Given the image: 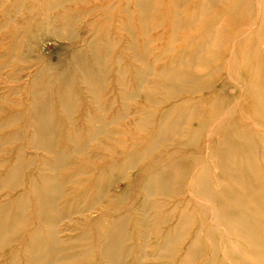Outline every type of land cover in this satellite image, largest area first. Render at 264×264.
I'll return each instance as SVG.
<instances>
[{"label":"bare ground","instance_id":"obj_1","mask_svg":"<svg viewBox=\"0 0 264 264\" xmlns=\"http://www.w3.org/2000/svg\"><path fill=\"white\" fill-rule=\"evenodd\" d=\"M92 1L0 0V167L5 166L0 189L20 188L24 170L37 165L35 177L28 178L27 190L12 198L14 204L0 202V244L16 240L20 226L28 222L22 213L26 199L32 197L36 219L21 253L28 264H64L71 257L61 254L62 243L90 238L101 260L125 264L121 247L128 239L125 227L130 211L136 208L153 211L155 238L149 244L154 250L152 258L175 257L176 264H195L205 237L211 257L200 264H214L220 248L213 239L218 229L208 226V221L222 227L223 237L244 242V246L235 240L229 242L231 250L243 259H251L246 260L250 264H261L264 220L253 214L257 211L264 216V154L256 147L258 142L264 146V0H165L167 6L160 2L163 0H100L90 4ZM82 4L89 5L81 8ZM219 6L221 9L215 10ZM183 7L188 12L185 18ZM133 21L139 23L143 35L146 29H154L158 34L166 33V40L157 45L160 35L142 42L132 37L126 44L132 50L128 57L126 48L120 46L123 37L118 31L130 30ZM164 21L167 28H163ZM113 29L118 33L110 35ZM182 30L188 34L179 38L177 34ZM46 33L63 41L65 56L57 51V65H52L43 63L42 56L37 55L28 65L23 62L22 69L29 71L37 65L35 72L15 74L19 54L38 47ZM148 43L155 44L151 47L154 57ZM132 58L141 65L134 76L146 85L145 89L140 87V92L137 89V94L134 91L135 95L140 94L152 104L161 103L158 95L168 101L177 100L168 108L144 114L146 118L127 117L126 123L135 125L136 133L115 123L124 116L125 108L109 111L107 107L113 105L112 92L119 90L108 89L106 77L116 74L114 86H126L124 75L132 69L128 65L123 69L121 61ZM125 90L114 98L128 95ZM181 91L205 99H180ZM235 92L241 93V100ZM85 93L91 99L86 104L88 111L81 113L87 127L83 129L74 125L71 116L80 109L77 100ZM240 102L248 104L250 114L241 112ZM54 119L67 124L62 134H58ZM81 131L86 133L85 139H81ZM21 133L28 136L20 138ZM99 135H103L100 141ZM122 136L136 140L125 146ZM17 138L25 144L11 147ZM93 142L104 151L103 156L96 148L85 154ZM28 149H38L43 155H24ZM73 154H85L83 161L88 164L75 176H90L93 185L94 196L86 210L91 213L95 203L105 199V205L115 212L100 205L98 214L85 217L90 227L64 241L57 230L54 205L63 186L72 182V177H62L59 171L74 164L69 162ZM76 160L80 163V158ZM128 169L136 172L128 176ZM130 177L136 180L133 193H137L128 201ZM120 182L124 187L119 186ZM152 196L173 201L164 205L151 201ZM191 201L199 209L200 219L185 243L194 220ZM138 223L146 228L145 219ZM99 224L102 228L95 232L92 227ZM77 225L74 221V227ZM143 236L139 235L138 240H144ZM16 256H20L17 250L12 253L11 264ZM79 256L77 253L73 258ZM141 256L132 264H138Z\"/></svg>","mask_w":264,"mask_h":264},{"label":"rangeland","instance_id":"obj_2","mask_svg":"<svg viewBox=\"0 0 264 264\" xmlns=\"http://www.w3.org/2000/svg\"><path fill=\"white\" fill-rule=\"evenodd\" d=\"M27 1L29 2V0H27ZM99 1L100 0H93L92 3H90V4H96ZM104 2L105 1H103L102 3L104 4ZM160 2L166 3L165 0L160 1ZM85 5H89V4H82L81 8H84ZM164 6H167V3ZM182 9H183L182 17L185 18L188 14V12L186 11L187 8L183 7ZM220 9H221V7L219 6L215 10H220ZM184 11H186V12H184ZM13 23L16 24L15 19H13ZM130 23H129V29L130 30H128L127 28H121L118 31L122 34V37H123L122 43L120 45L123 48H126L127 42L130 41L132 37L135 40L142 42L143 41L142 39L148 41V38H155L158 35H160V38L161 37L162 38L160 40H157V43H156L157 45H162L164 43V41L166 40V33H163V35H162V33L158 34L157 31H155L154 29L153 30L151 29L149 32L146 29L147 33L145 35H143L142 30L140 29L139 23H137L136 21L135 22L133 21ZM222 25L223 26L225 25L224 22H222ZM167 27L168 26L164 21L163 28H167ZM116 32H117V29H113V30H111L110 35H115ZM189 33H191V32H189ZM140 34H142V35H140ZM187 34H188V31L182 30V31L178 32L177 36L179 38H181ZM196 35L198 36V34H196ZM41 40L42 41L39 43L38 47H36L32 50L29 49V51L25 54H23V52H22V54H19V56L17 57V60L20 61V64H18L17 67L14 65L15 69H13V72H15V74L17 73V74L23 76V75H25V73L27 74L29 72H35L37 67H38L37 65L34 66L33 69L29 70V71L24 72L22 69L24 68L23 62L25 65H28V64L32 63L33 58L37 55L42 56L43 63L45 61H47L48 63H50L52 65H57V62H58L57 51H61V55L63 57L65 56V51L62 50V48H61L62 44H63V41L61 39L57 40V38L53 34L46 33L44 35V37H42ZM225 44H227V43H224L223 45H225ZM148 46H149L148 48L151 50L152 48L155 47V44H153V43L149 44L148 43ZM124 53H126V55L129 57L132 54V50H129L126 48L124 50ZM155 54L156 53H153V49H152V53L150 52L151 57H154ZM47 59H49V60H47ZM121 63H122L123 69L126 70V65H128L132 70H131V73L126 72L124 75L125 80H123V82H125V84H126V86H124V87L114 86L115 85L114 80L117 77L116 74H114V75L110 74L108 77H106L107 78L106 81L108 82V89L110 86L112 89L115 88L116 90L117 89L119 90V92H117V91L115 93L112 92L113 95L111 94L112 95L111 101L113 102V105L110 106L109 105L110 103H109V104H107V107L110 109L109 111H111V108H114V107H117V109H119V108L124 109L125 108L126 111H124V113H125L124 116L121 118V120L117 119V121H115V123L118 125L121 124V126H124L127 130H132V132L136 133L135 125H128L126 123L128 121L127 117H128V119H131V117L134 116L137 118V120H139V118L141 116H142V118H144V117L146 118L147 116H144V114L146 115V113H154L156 111L168 108V107L174 105V103L177 100L171 99L168 101V100H165L163 98V96L158 95L157 98L159 101H161V103L160 104H152V103H148L149 101H147V99L145 100L144 98H142L140 94H139V96L135 95L137 89H139L138 92H140V89H141L140 87H142L144 89L146 88V85L141 83L134 76L135 75L134 70L137 69L139 66L141 67V65H139V63L136 62L134 58H132L131 60L127 59L125 61H123V59H122ZM110 64H111V62H110ZM154 65H153V69H154ZM128 66H127V68H128ZM158 69H159V67H158ZM139 70H141V69L139 68ZM215 77H216V74H214L212 78H215ZM143 80H144V78H143ZM253 82L255 84H258L255 79H253ZM26 86L29 87L30 85L27 84ZM122 89L123 90L126 89L125 93L126 94L128 93V95H125L119 99L118 97L120 94V90H122ZM134 91H135V93H134ZM233 92L234 91L231 90V93H233ZM132 93H134V95ZM235 93L236 94H234V95H236V97H238L241 100V98H240L241 93H239V92H235ZM115 94H116V96H118L117 97L118 99L114 98ZM88 95H89L88 93H85L83 98H81L80 100L79 99L77 100L78 101L77 103L80 104L81 110L78 107V109L76 111H73L72 116H71L72 120L74 121V125H77V126L80 125L83 129H86L87 127L83 123V119L81 118V113H85L89 109L86 104H87V101L90 100L91 98L88 97ZM246 95L247 94L243 95L242 98L243 99L246 98L245 97ZM128 96H130V97H128ZM179 98L180 99H187L189 101L198 100V98L199 99H205V97L202 95H189V94H184L183 92ZM15 99H17V97H15ZM79 101H81V103H79ZM100 101H102V100H100ZM114 101H116L117 103L116 102L114 103ZM82 106H83V111H82ZM240 110L242 113H246L247 115L251 113V111H250L251 109L249 108L248 104H245L244 102H240ZM201 113H206V111L202 110ZM148 117L151 119L150 116H148ZM54 120H55V124H57L55 128L57 129L58 134L59 133L62 134L63 133L62 131H65L64 128L67 127V124L62 123V121H58V119L57 120L54 119ZM121 121H122V123H120ZM194 124H196V122ZM111 126L112 127H110V129L111 128L113 129L114 125L112 124ZM69 129L71 130L70 126H69ZM82 131L80 132V137H81V139H85L86 133H84ZM138 132L140 133L141 131H138ZM21 135H20V138H22V137L25 138V136H28L25 133H21ZM141 137H146V135H141ZM62 139H63V136H62ZM62 139L59 138L58 140L60 142V145L64 146V141ZM97 139H98V141L102 140L103 135L97 136ZM120 139L122 140V142L125 146H127L128 144H131L132 141L136 140V138L133 140V138L130 139V137L123 138V136L120 137ZM13 141H14V143L10 144V146L13 148L15 146H17L18 144H25V142H23L22 139L17 138V140H13ZM94 144L95 143L93 142L88 146V150L86 149L87 151L85 154L89 153L91 151V149L96 148L98 154L100 156H103L104 151H101L99 149V146H95ZM256 147H257V150L259 153L264 154V146L261 145V142L256 143ZM4 148H6V147L4 146ZM23 154L24 155H31V156L33 155L34 157L35 156L42 157V155H43L41 153V151L38 149H28V151L27 150L24 151ZM85 154L84 155H77V157L75 154L71 155V157L69 158V162L70 163L74 162V164L73 165L70 164L66 168L59 171V175H61L62 177H66L68 179H70L72 177V179H71L72 182H68L66 185L63 186V192L61 193L62 195L59 196L58 201L54 205V207H55L54 212H57V216H58L57 230L59 231V233H61V234H59V236L61 238L65 239L64 241H67L69 237H74V236L78 235L82 230H85V228L87 229L88 227H90L89 223L86 222L85 217L87 215H90L91 217H93L94 215L98 214L99 213L98 209L100 208V205L103 204L102 207L104 209L106 207L108 210H112L111 208H113L111 206L105 205L107 203V201L105 199H99L98 203L97 204L95 203L94 211H91V213H90L89 211L86 210L87 207L90 205L91 198L94 196L92 194L93 193L92 192L93 185L90 181V176H87V175L75 176V172L77 170H83V169L88 168V164H86L85 161H83V158H85ZM76 158L77 159L80 158V163L76 162V161H79V160H76ZM36 166L37 165L34 164L32 166H29L28 169L24 170V174H23V177L21 179L22 186L20 188H17L15 191H10V190L5 189V188L0 189V202L1 201H10V204H14V199H12V198H16L18 195H20L21 193H23L24 191L27 190L28 178L35 177ZM4 167L5 166H3V165L0 167V174L2 173V171H4ZM39 168H40V166H39ZM134 172H136V171H131V169H128L125 172V174L130 176ZM135 181H136L135 179H133L131 177L129 178V183L131 184V186H130V193H129L130 196L128 197V201L130 200V198H132L133 195H136V193H137V192H135V194L133 193L134 191H136L135 190V188H136L135 187L136 186ZM119 186L124 187V183L120 182ZM113 189L114 188H111V190H113ZM179 198H177V199L174 198V200L176 201ZM26 200H27L26 206L24 208L25 210L22 214L28 219V222L26 224H22L20 226L19 230L17 231L16 240L14 242H12V243L6 242V243L0 244V264H11L10 259H12V257H11L12 253H14L16 250H17L18 255L20 253V256H18V257L16 256V258L14 260H12V264H28V263H26L27 261H26L25 257L21 253L23 252L22 251L23 246L28 242L27 236H28V233L31 231V223H33L35 221L36 217L34 215V210H33L34 204H33L32 197H28ZM152 200L160 201V202L164 203V205L170 204L169 202L173 201V199H171L170 197H161V196H156V197L152 196L151 201ZM128 201L125 203V205H127L129 203ZM189 207H190V211L193 212L194 220L191 222L185 243H187L189 241V234L194 229H196L195 227L197 226V221L200 219V214L198 212L199 209L195 206V204L192 201L190 202ZM77 209L81 213L77 212ZM75 211H76V213H75ZM111 212H115V209L112 210ZM46 213L49 214L48 211ZM152 214H153L152 210H148L147 212H143L142 209L139 210L138 208L130 211L131 218L129 220V223L125 227V232H126V235L128 236V239L122 244V247H121V252H122L121 258L125 264H132L135 259L139 258L142 255V254L140 255V252L143 253L144 255L141 256V259H139L138 264H166V263L176 264L178 262V259H176L175 257L171 260H168V259L164 258L163 256L161 258H152L151 252H153L154 250H152L151 246L149 245L150 242L155 238V236L153 234L155 229H153L152 222H151ZM253 215L256 216L257 218H261L264 220V216L257 211H255ZM141 219L146 220V228H142L139 225L138 220H141ZM74 221L78 222V225L75 226L76 228L74 227ZM207 225L208 226L213 225L218 229V231L216 232L213 239L217 245L216 247L219 246L220 248L218 247L219 250L216 253V255H214L215 256L214 264H237L238 262H240V264H250V263L246 262V260H251V259H245V258L243 259V257H240V255L237 252L231 250L229 247L230 246L229 242H232V241L234 242V240L237 243H239L240 245L244 246L243 241H241L239 239H234L231 236L223 237L221 235L222 227L218 226L217 223H212V222L207 221ZM166 226H167L166 224L160 226L158 231L162 232V230H164ZM92 228L94 229L95 232H98L101 230L102 226L99 224V226H93ZM202 234L204 235V232ZM139 235H142V236L144 235L143 237L145 239L142 241H139L137 238ZM94 242H95L94 239L90 238V239H84V240H79V241L70 240L67 243H62L63 252L61 254L71 257V259H67L66 261H64L65 262L64 264H108L105 260H101L102 257L99 254L98 249L94 247ZM208 242H209L208 239H206L205 237L202 238L203 248L201 250L200 258H198L195 261V264H200L202 261L211 257V255L209 254L210 251L206 250V248H207L206 246L208 245ZM20 247H21V249L19 250ZM137 247H138V249H136ZM142 247H143L144 252H142ZM128 248L130 250H128ZM86 251L89 252L88 255L86 254ZM160 252H162V251H160ZM77 253H80V256H79V258L74 259L73 255L77 254ZM163 253H166V252L163 251L162 254ZM61 254H59L58 257H60ZM181 255L182 254L180 253V256ZM236 261H237V263H235ZM253 262H254V264H259V263H255V261H253ZM53 264H59V263H53ZM261 264H264V262H262Z\"/></svg>","mask_w":264,"mask_h":264}]
</instances>
